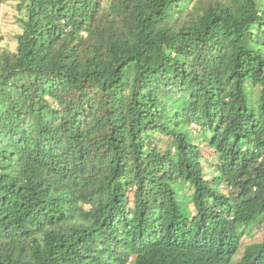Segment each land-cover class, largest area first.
Masks as SVG:
<instances>
[{
  "label": "trees",
  "instance_id": "obj_1",
  "mask_svg": "<svg viewBox=\"0 0 264 264\" xmlns=\"http://www.w3.org/2000/svg\"><path fill=\"white\" fill-rule=\"evenodd\" d=\"M9 1L0 264H264V0Z\"/></svg>",
  "mask_w": 264,
  "mask_h": 264
},
{
  "label": "rangeland",
  "instance_id": "obj_2",
  "mask_svg": "<svg viewBox=\"0 0 264 264\" xmlns=\"http://www.w3.org/2000/svg\"><path fill=\"white\" fill-rule=\"evenodd\" d=\"M199 5L197 0H193L190 5V11L196 12ZM24 15L23 12H20L17 7V2L5 0L1 4L0 8V49H6L14 51L17 46L16 36L21 32V17ZM198 129L195 127L192 128L191 133L197 135ZM202 144V154L204 155L203 164L207 172V179H210L213 176V166L216 164V157L213 151L207 146V143L200 142ZM225 191V187L221 188ZM190 196H188V200ZM263 232L262 227L257 225L254 228V235L252 239L254 241H259L262 238ZM248 242L249 239H246ZM241 256V251L239 252L237 259Z\"/></svg>",
  "mask_w": 264,
  "mask_h": 264
}]
</instances>
